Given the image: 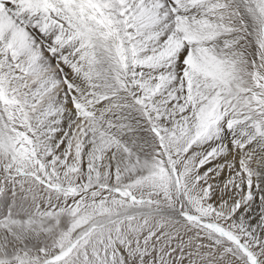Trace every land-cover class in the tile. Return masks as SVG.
<instances>
[{"label":"snow or ice","instance_id":"obj_1","mask_svg":"<svg viewBox=\"0 0 264 264\" xmlns=\"http://www.w3.org/2000/svg\"><path fill=\"white\" fill-rule=\"evenodd\" d=\"M0 264H264V0H0Z\"/></svg>","mask_w":264,"mask_h":264}]
</instances>
